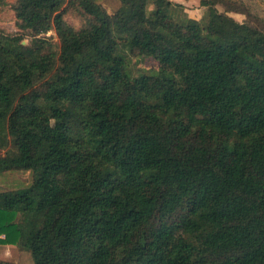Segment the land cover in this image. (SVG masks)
<instances>
[{"label":"trees","instance_id":"obj_1","mask_svg":"<svg viewBox=\"0 0 264 264\" xmlns=\"http://www.w3.org/2000/svg\"><path fill=\"white\" fill-rule=\"evenodd\" d=\"M118 2L10 5L0 176L29 181L0 189V244L33 264H264V23Z\"/></svg>","mask_w":264,"mask_h":264},{"label":"rangeland","instance_id":"obj_2","mask_svg":"<svg viewBox=\"0 0 264 264\" xmlns=\"http://www.w3.org/2000/svg\"><path fill=\"white\" fill-rule=\"evenodd\" d=\"M14 0H0V32L4 34H14L17 32L14 25V13L10 9V5ZM174 3H179L183 6L184 13L192 19H200L205 9L200 5V0H170ZM100 3L106 9L107 13L112 14L119 6L118 0H100ZM251 14V19L254 20V24H263L264 22V0H222L217 4V10L233 18L239 23L246 22L248 18L246 15L235 13L233 10L247 11ZM65 21L78 30L82 26V18L78 15L77 11L71 10L65 16ZM47 36H52L56 41L54 33L49 32ZM130 67L133 75H137L139 70H145L154 66L153 61L147 60L141 63L138 60H131ZM13 151L15 149H12ZM3 154V152H2ZM29 181L28 174H6L0 176V189L7 187H15L21 184H27ZM0 261H6L13 264H33L29 253L12 245L0 244Z\"/></svg>","mask_w":264,"mask_h":264}]
</instances>
